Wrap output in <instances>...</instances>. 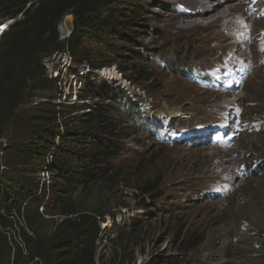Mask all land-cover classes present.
<instances>
[{
  "label": "rangeland",
  "instance_id": "374dc122",
  "mask_svg": "<svg viewBox=\"0 0 264 264\" xmlns=\"http://www.w3.org/2000/svg\"><path fill=\"white\" fill-rule=\"evenodd\" d=\"M229 2L235 9L230 23L252 26L247 34L237 33L240 38L227 35L223 22L210 27L209 11L200 18L201 27L171 28L172 20L194 16L185 0H114L87 30L90 49H98L92 51L100 59L94 64L108 65L88 69L86 61L74 62L55 79L43 56L52 86L30 87L0 136V181L33 178L42 198L40 212L76 210L71 219L96 215V264H264L259 244L264 239V0ZM64 19L57 32L66 44ZM108 43L112 47L105 52ZM74 68L86 71L78 73L95 81L101 95L97 89V95L88 96L84 83L73 80L79 77H72ZM109 69L111 79L103 75ZM72 104L78 109L68 113L64 105ZM49 105L60 111L52 112L56 137L44 164H36L35 172L13 167L5 149L23 143L20 127ZM96 108L108 118L99 126L85 115ZM60 134L77 163L81 158L79 164L100 172L93 183H79L68 174L70 182L62 183L69 188L59 190L48 169ZM74 136L80 143L72 141ZM96 143L116 146L119 153L91 162L83 152ZM84 145L87 150L81 151ZM219 163L229 164L228 169ZM11 216L13 231L22 227L34 239L24 256L48 244L67 217L43 211L30 230L22 214L12 211ZM105 221L109 227H103ZM132 221L137 224L131 226ZM6 236L15 249L18 232L7 230ZM43 262L22 256L19 264Z\"/></svg>",
  "mask_w": 264,
  "mask_h": 264
},
{
  "label": "trees",
  "instance_id": "16d2710c",
  "mask_svg": "<svg viewBox=\"0 0 264 264\" xmlns=\"http://www.w3.org/2000/svg\"><path fill=\"white\" fill-rule=\"evenodd\" d=\"M28 1L0 0V17H12L22 13V17L0 40V136L15 120L16 111L30 87L47 89L52 86V80L45 75L41 59L43 56L51 54L54 50L66 49L74 62L86 61L91 68L98 67V64L104 67L109 63L101 60L98 64H94V60L100 59H96L92 51L98 49H90L87 43L89 40L87 30L97 19H101V11L114 0H37L27 7ZM69 11L73 15V30L65 44L58 40L57 25ZM100 43L103 42L100 41ZM111 47V44L108 43L104 45L103 51L107 52ZM115 57L114 60L111 59L112 63L116 59L118 60L119 56ZM101 58H106V56H101ZM83 83L85 93L89 90L88 96L90 94L97 95V89L100 90L99 94L101 95L102 89L95 81L90 80V82ZM85 95L78 92L80 99H85ZM64 107L70 109L68 113L78 109L74 104L64 105ZM40 110L44 111L30 115L29 120L20 127L19 132L25 136L24 142L14 145L13 149H5L8 155L7 163L13 167L28 166L29 172H35L34 166L44 164L47 158L46 150L54 146L56 136L53 133L54 129H51L50 126L55 123L53 113H59L60 109L55 111L54 105H49ZM85 115L89 119L95 120L94 124L97 126L108 120L99 108L87 111ZM55 127L58 129L57 125ZM59 139L51 158L52 165L48 169L53 181H58L56 185L60 187L59 190L64 192L69 188L68 183H62L63 180L70 182L67 178L68 174L71 177L74 174L76 181L85 185L93 183L101 176L93 165L79 164L81 158H78L79 162L77 163L76 156L72 158L71 149L65 145L66 138L60 134ZM76 139L79 137L74 136L72 141L80 143ZM87 147L84 145L78 148L81 151H86ZM76 151L78 153L79 149ZM83 153L91 162H100L119 152L116 146L109 147L103 143H96L90 152ZM80 155L81 153L78 156ZM77 166L79 170H73V167ZM262 175L264 176V171L260 176ZM37 189L38 182H35L31 177H25L23 180L12 179L10 182L6 179L0 181V264H19L22 256L32 260L38 258L39 261L40 258H44L43 264H96V237L100 231L96 215L79 213L75 219H71L69 216L76 210L61 209L57 211L56 208L52 210L44 208L40 212L38 206L42 202V198ZM12 211L22 214L25 224L30 230H35L37 217L42 216L43 211L50 215L59 212L67 217L56 225V233L48 244L42 247L38 246L29 256H24V251L16 243L15 252L12 253L11 245L7 240L6 229L13 226ZM135 224H137L135 221L130 223L131 226ZM21 234L26 250V245L29 246L34 239L22 227ZM259 244L264 248L263 238L259 239Z\"/></svg>",
  "mask_w": 264,
  "mask_h": 264
},
{
  "label": "bare ground",
  "instance_id": "6f19581e",
  "mask_svg": "<svg viewBox=\"0 0 264 264\" xmlns=\"http://www.w3.org/2000/svg\"><path fill=\"white\" fill-rule=\"evenodd\" d=\"M185 1H187L189 8L194 11V13H193L194 16L187 15V16H185L187 18H184L182 20H172V22H170V27L175 29L177 32L187 31L188 29L191 30L192 28L195 29V28L201 27L202 23L200 21V18H202L203 13H206L208 11L211 12L210 14H212V17H213V19L210 21V24H211L210 27L212 25L217 26L220 22H223V27L226 28L225 32H227V35H229V36H233V37L237 36L238 38H240L238 35L239 32L244 31L245 34H247L246 32L252 27V26H247V25H242V24L240 25L239 23H233V22L230 23V21L228 20V17H230L231 14L233 16L232 12H233V10H235L232 7H228V5L231 4V2H229L230 0H185ZM69 17H70V15L64 19L65 24L63 25L64 27H66V29L68 31H70V29H71V20H69ZM237 18H234V19H237ZM234 21H236V20H234ZM65 34H67L66 31H64L63 35H65ZM252 34H251V36H252ZM255 37H253V38H255ZM54 69H55V67H54ZM103 75L105 78H108V79L109 78L111 79L114 77L111 69H109L108 71L104 70ZM211 150H212L211 152H215L218 149L212 148ZM218 151H221V150H218ZM226 161H228V160H226ZM218 165H219V167H222V169H224V171H226V169H228V167H229V164H226L225 167L221 163H219ZM109 226H110V222L105 221L103 227H109Z\"/></svg>",
  "mask_w": 264,
  "mask_h": 264
},
{
  "label": "built area",
  "instance_id": "2783aa9c",
  "mask_svg": "<svg viewBox=\"0 0 264 264\" xmlns=\"http://www.w3.org/2000/svg\"><path fill=\"white\" fill-rule=\"evenodd\" d=\"M33 1H37V0H29L27 3V7L31 6ZM68 14L69 13H66L62 18L64 19L65 17L70 15V14L69 15ZM21 17H22V13H19L17 16H12V17H9V16L0 17V40L4 36V34L10 30V28L13 26V24H15L16 21L18 19H20ZM71 30H72V22H71L70 31H68L66 29V27H64V30L62 33H64V31H66L67 34L63 35L61 38L63 40H66V38L69 37ZM43 59H45V62H47L49 65L51 64V67L49 68L48 75L50 78L53 77L55 79H57L58 75L62 74V71L65 72L64 73V75H65L66 72L71 67V64L74 63V59L72 58L71 54H69V52L66 49L65 50H54L51 52V54H46ZM81 66H82V64H81ZM86 66H87L86 68L90 69V67L88 65H86ZM54 67H55V69H54ZM81 68L84 69L85 66H82ZM73 72H74V74L72 77H76V76H74L76 74L79 76L77 79H73V80H75V82L79 81L80 82L79 84L81 85L82 82L86 81V79H84L80 74V73H82V74L86 73L87 74L86 71H84V70L78 71V68H77V71H76V69H74ZM78 72H80V73H78ZM80 77H82V78H80ZM14 229H15V231L18 232V237L15 238L14 243H16L24 251V253H26L24 241H23V238L21 237V232L18 231L17 227H14ZM7 230H9L13 234H15V231H13L12 228H7L6 232H7ZM11 247L14 250L13 245H11ZM14 252H15V250H14ZM35 261L38 262V258H36Z\"/></svg>",
  "mask_w": 264,
  "mask_h": 264
}]
</instances>
